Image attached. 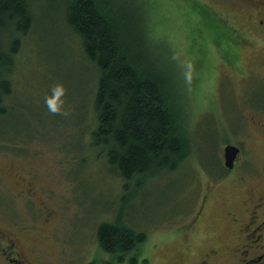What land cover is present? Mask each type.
<instances>
[{"label": "rangeland", "instance_id": "rangeland-1", "mask_svg": "<svg viewBox=\"0 0 264 264\" xmlns=\"http://www.w3.org/2000/svg\"><path fill=\"white\" fill-rule=\"evenodd\" d=\"M123 1L139 10L157 45L153 57L174 73L191 139L177 168L143 185L132 182L123 218L146 233L136 264H238V212L264 183V30L254 24L261 4ZM31 4L32 26L19 34L11 62L0 70L12 83L0 138V245L4 233L14 235L33 264H129L131 254L119 263L96 239L98 224L123 206L122 179L109 170L101 149L88 146L97 68L59 0ZM212 16L229 28V41H213ZM9 41L5 37V50ZM58 84L64 103L53 112L47 100ZM225 143H240L254 171L218 183L194 218L208 183L205 168ZM0 264H7L1 254Z\"/></svg>", "mask_w": 264, "mask_h": 264}, {"label": "trees", "instance_id": "trees-1", "mask_svg": "<svg viewBox=\"0 0 264 264\" xmlns=\"http://www.w3.org/2000/svg\"><path fill=\"white\" fill-rule=\"evenodd\" d=\"M32 1L0 0V70L11 62L10 54L18 47L19 34L32 26ZM59 1L66 23L81 38L86 57L98 71L92 100L94 125L88 146L101 149L109 170L123 181V206L114 219L98 224V247L119 263L131 254L126 262L136 264L146 233L123 218L132 182L143 185L162 172L174 170L190 152V134L175 95L174 73L153 57L152 50L157 45L132 4L133 7L123 0ZM208 21L214 29L216 45L218 38L229 41L231 31L222 21L213 16ZM5 37L10 39L6 50ZM11 91V80L0 74V138L5 137L2 117L12 108L4 99Z\"/></svg>", "mask_w": 264, "mask_h": 264}, {"label": "flooded vegetation", "instance_id": "flooded-vegetation-1", "mask_svg": "<svg viewBox=\"0 0 264 264\" xmlns=\"http://www.w3.org/2000/svg\"><path fill=\"white\" fill-rule=\"evenodd\" d=\"M261 4L263 12L261 16L256 17L254 24L264 30V0H258ZM254 120V117H251ZM227 144L225 143L224 147ZM238 147V151L232 160V165L229 167L226 165V157L223 150L217 156L216 160L210 162L206 169V179L208 183L204 185L205 190L202 191V200L199 207L196 210L194 218H198L204 208L207 197L214 187L220 182L228 179H237L242 177V172L254 171L252 168L254 165L245 156V151L240 143L234 144ZM263 174L264 170L259 172ZM262 188L254 192H249L247 200L244 201V208L238 212L237 230L238 237L236 240L235 251L238 254V264H264V183ZM27 193L32 194V183L25 185ZM203 187V188H204ZM47 217H50L52 213L46 209ZM3 245H0V254L5 259L7 264H33L26 253L20 251L16 246L15 241L17 238L12 234L4 233ZM1 244V243H0ZM215 252V250H212ZM204 262L201 261L200 264Z\"/></svg>", "mask_w": 264, "mask_h": 264}, {"label": "clouds", "instance_id": "clouds-1", "mask_svg": "<svg viewBox=\"0 0 264 264\" xmlns=\"http://www.w3.org/2000/svg\"><path fill=\"white\" fill-rule=\"evenodd\" d=\"M64 87L63 85H56L53 88V96L48 98L47 103L49 106V109L53 112H57L60 110V107L63 105L64 100L61 99L63 93H64Z\"/></svg>", "mask_w": 264, "mask_h": 264}, {"label": "water", "instance_id": "water-1", "mask_svg": "<svg viewBox=\"0 0 264 264\" xmlns=\"http://www.w3.org/2000/svg\"><path fill=\"white\" fill-rule=\"evenodd\" d=\"M238 147L233 145V144H227L225 147H224V154H225V157H226V165L227 166H231L232 165V160L234 158V156L236 155L237 151H238Z\"/></svg>", "mask_w": 264, "mask_h": 264}]
</instances>
